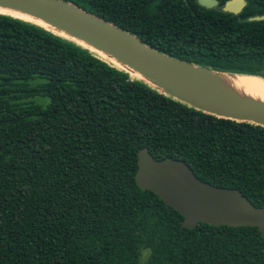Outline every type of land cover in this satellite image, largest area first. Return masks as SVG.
<instances>
[{
    "label": "trees",
    "instance_id": "obj_1",
    "mask_svg": "<svg viewBox=\"0 0 264 264\" xmlns=\"http://www.w3.org/2000/svg\"><path fill=\"white\" fill-rule=\"evenodd\" d=\"M174 59L264 77V0H63ZM185 162L264 208V127L158 93L42 27L0 14V264H264L255 227L181 228L135 184L137 152Z\"/></svg>",
    "mask_w": 264,
    "mask_h": 264
},
{
    "label": "water",
    "instance_id": "obj_2",
    "mask_svg": "<svg viewBox=\"0 0 264 264\" xmlns=\"http://www.w3.org/2000/svg\"><path fill=\"white\" fill-rule=\"evenodd\" d=\"M185 1V0H183ZM207 10L216 0H197ZM244 0H228L221 11L238 15ZM0 7L10 8L42 21L39 25L22 21L75 43L94 56L127 73L158 93L197 111L217 118L264 127V104L241 99L216 84V76L232 74L171 58L146 45L122 28L79 9L63 0H0ZM264 16L249 18L261 21ZM100 51L118 63L100 56ZM136 72L139 76L132 74ZM135 184L149 191L165 205L178 212L181 228L193 229L199 223L211 226L255 227L264 239V208H257L236 189L213 186L197 178L189 166L177 159H154L146 147L138 150Z\"/></svg>",
    "mask_w": 264,
    "mask_h": 264
},
{
    "label": "bare ground",
    "instance_id": "obj_3",
    "mask_svg": "<svg viewBox=\"0 0 264 264\" xmlns=\"http://www.w3.org/2000/svg\"><path fill=\"white\" fill-rule=\"evenodd\" d=\"M0 13L12 15L14 17H18L24 20H28L30 22H34L39 25H45L42 21L37 20L31 16L25 15L19 11L0 7ZM100 56H103L114 63H118L114 58L98 51ZM132 74L138 75L136 72H132ZM216 84L225 90L228 93H231L241 99L254 101L257 103L264 104V80L256 78V77H247V76H238V77H224V76H216Z\"/></svg>",
    "mask_w": 264,
    "mask_h": 264
}]
</instances>
